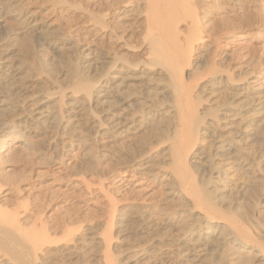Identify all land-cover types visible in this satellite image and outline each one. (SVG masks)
<instances>
[{
    "label": "bare ground",
    "instance_id": "1",
    "mask_svg": "<svg viewBox=\"0 0 264 264\" xmlns=\"http://www.w3.org/2000/svg\"><path fill=\"white\" fill-rule=\"evenodd\" d=\"M229 1L0 0V264H264V0Z\"/></svg>",
    "mask_w": 264,
    "mask_h": 264
},
{
    "label": "rangeland",
    "instance_id": "2",
    "mask_svg": "<svg viewBox=\"0 0 264 264\" xmlns=\"http://www.w3.org/2000/svg\"><path fill=\"white\" fill-rule=\"evenodd\" d=\"M243 3H244V9L246 11L248 10L249 12L252 13H256V12L258 13V0H243ZM233 6L234 5H232L229 0H210L209 6L206 9H204V16L207 20L208 27L215 29L219 25H224L226 21L228 22L227 20L228 18L233 19L234 22L237 21V16H234V18L230 17L232 14L236 15L238 13L235 11V8ZM100 7H101L100 3L94 6L96 10L100 9ZM133 26H134L133 31H136L137 23H134ZM43 29L48 33L51 32L52 30V28L47 25ZM85 35L87 37H83ZM81 36L83 38H86L88 41H92L93 45L91 46V48L95 46L97 41H101V35H99L98 33L92 30L91 31L86 30L83 33V35L81 34ZM125 39L131 41V43H134L135 34L127 33L125 35L124 40ZM227 41L230 42L228 46L229 49L225 50L222 47L216 50L213 46L208 49V53L215 56L217 62L220 60L223 61V56L226 52L229 53L231 52L234 55H241V56L243 55L256 56L258 52V37L256 35L251 34L244 39H235L234 37H230L227 39ZM252 69L254 70V73H258V66H253ZM253 79L255 80V77H253ZM226 92L228 91H224L222 96H225L227 94ZM63 172L64 171H61V174L64 175ZM117 179H120V177H117ZM65 180L61 183L62 190L65 189L66 191H69L71 194L73 192L76 194L79 193L78 188L70 186L69 183L67 182V179Z\"/></svg>",
    "mask_w": 264,
    "mask_h": 264
}]
</instances>
